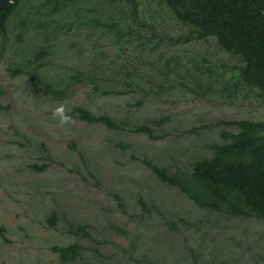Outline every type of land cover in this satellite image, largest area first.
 I'll return each mask as SVG.
<instances>
[{
    "label": "rangeland",
    "instance_id": "obj_1",
    "mask_svg": "<svg viewBox=\"0 0 264 264\" xmlns=\"http://www.w3.org/2000/svg\"><path fill=\"white\" fill-rule=\"evenodd\" d=\"M140 2L141 17L157 25L158 37H168L157 49L152 50L154 40L144 51L128 46L120 55L108 37L97 34L75 46L65 43L56 61L80 65L82 55L75 56L79 49L92 50L96 43L103 46L100 56L108 58L106 62L117 65L136 57L139 72L150 77L173 54L181 55L184 64L178 72L187 79L173 73L165 84L174 86L170 91L135 88L104 96L87 81L73 86L67 98L52 100L37 94L28 76L11 75L14 59L0 62V103L7 107L0 110V225L7 228L5 238L0 234V264H264V220L200 208L143 163L148 159L171 169L189 167L197 158L210 156L208 146L221 141L223 125H201L230 118L264 120V100L256 89L247 97L217 93L223 64L230 71L236 59L214 38L181 41L188 26L153 0ZM16 54L11 56L19 59L25 53ZM203 57L215 68L211 75L209 64L200 63L206 71L196 73L212 85L208 94L187 73L196 72L194 62ZM111 75L101 77L103 86L112 83ZM59 104L68 112L83 105L95 114H109L123 121L125 129L110 130L74 118L60 126L52 114ZM161 116L170 119L160 127L148 122ZM143 124L167 135L150 139L131 130ZM33 164L47 167L37 171ZM53 211L58 215L55 226L48 221ZM84 225L89 235L70 232ZM76 242L87 249L75 263H62L52 251L55 245Z\"/></svg>",
    "mask_w": 264,
    "mask_h": 264
},
{
    "label": "trees",
    "instance_id": "obj_2",
    "mask_svg": "<svg viewBox=\"0 0 264 264\" xmlns=\"http://www.w3.org/2000/svg\"><path fill=\"white\" fill-rule=\"evenodd\" d=\"M159 6L166 7L178 23L188 26V35L181 41H208L214 38L218 47L233 59L236 64L230 71L223 64V74L218 76L224 96L234 98L247 97L249 91L257 90L264 100V0H153ZM140 0H0V62L6 58L14 59L9 65L11 75H26L36 93L47 95L52 100H63L78 83L90 82L93 90L104 96L123 94L135 88L153 92L155 87L170 91L174 86L165 87L173 73L187 79L178 69L183 66L181 55L173 54L166 60L162 69L152 76L146 71L139 72L137 58L127 63L106 62L100 50L103 46L94 44L92 50H81L75 56H81V64L60 65L61 48L85 43L94 38L108 37L110 43L117 46L119 54L126 47L141 48L142 51L153 43L155 50L168 37H158L157 25L141 17ZM171 44H174L171 40ZM19 51L25 53L17 59ZM95 55L90 58L85 55ZM119 55V56H120ZM84 58L87 61L84 62ZM100 58V59H99ZM192 59V58H191ZM154 66L153 62H149ZM200 63L209 64L207 71L212 73V61L203 57L195 60L196 72L187 73L192 83L205 93L212 92V85L204 81L197 72L203 74L206 69ZM113 70V71H110ZM108 73L112 83L103 86L101 77ZM227 74V76H226ZM123 82V83H122ZM156 83V84H155ZM186 86V82L182 81ZM191 90H195L187 84ZM124 88V89H122ZM157 89V90H158ZM139 105L142 102H138ZM7 107L0 103V110ZM74 119L101 124L110 130H124L123 121L109 114H95L83 105L74 106L69 112ZM169 116L149 119L154 126H162ZM223 125L220 130V142L210 144V156L193 161L189 167L171 169L152 160L143 159V163L163 183L177 188L200 208L213 212L264 220V120L251 118L218 119L203 124L199 128ZM199 128H193L199 131ZM133 132L147 134L150 139H161L148 124L137 125ZM126 147L125 145H120ZM42 171L47 164L31 165ZM146 211L150 206L140 200ZM57 212L53 211L48 221L55 226ZM7 228L0 225V234L5 238ZM76 235H89L86 226H76L70 230ZM86 246L79 242L69 245H55L52 251L59 255L62 263H75L82 258Z\"/></svg>",
    "mask_w": 264,
    "mask_h": 264
},
{
    "label": "clouds",
    "instance_id": "obj_3",
    "mask_svg": "<svg viewBox=\"0 0 264 264\" xmlns=\"http://www.w3.org/2000/svg\"><path fill=\"white\" fill-rule=\"evenodd\" d=\"M52 114L58 118L60 126H64L73 120V117L68 114V110L63 104L57 105Z\"/></svg>",
    "mask_w": 264,
    "mask_h": 264
}]
</instances>
